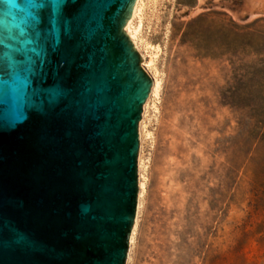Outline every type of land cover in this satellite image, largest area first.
<instances>
[{"label": "water", "instance_id": "95a60500", "mask_svg": "<svg viewBox=\"0 0 264 264\" xmlns=\"http://www.w3.org/2000/svg\"><path fill=\"white\" fill-rule=\"evenodd\" d=\"M36 2L0 0V64L18 65L0 73V264H126L154 83L126 31L137 0H69L40 37Z\"/></svg>", "mask_w": 264, "mask_h": 264}, {"label": "rangeland", "instance_id": "374dc122", "mask_svg": "<svg viewBox=\"0 0 264 264\" xmlns=\"http://www.w3.org/2000/svg\"><path fill=\"white\" fill-rule=\"evenodd\" d=\"M262 4L141 0L134 26L160 87L139 125L126 264H264Z\"/></svg>", "mask_w": 264, "mask_h": 264}, {"label": "snow or ice", "instance_id": "6c2138e0", "mask_svg": "<svg viewBox=\"0 0 264 264\" xmlns=\"http://www.w3.org/2000/svg\"><path fill=\"white\" fill-rule=\"evenodd\" d=\"M69 0H39V2L32 3V6L30 7L28 13L34 18V20L37 22L34 25V29L36 30L37 37H40L42 33L38 30L40 26V21L43 18V13L47 11L49 8H51V14H54L57 19H59L61 16L65 14V9L67 7V3ZM68 31H71L70 22L68 24ZM59 43V41H57ZM7 55V53H5ZM13 63L11 65L5 63L0 64V73L3 74H11L14 68H17L18 65L16 64L14 58H12ZM33 69L29 68L27 71L31 72ZM26 83H30L26 79ZM64 95L62 89H58L55 93V95L51 98V102L55 103L59 100V98ZM27 118L26 114H21L17 117L19 121H23ZM20 241H24V237H19Z\"/></svg>", "mask_w": 264, "mask_h": 264}, {"label": "bare ground", "instance_id": "6f19581e", "mask_svg": "<svg viewBox=\"0 0 264 264\" xmlns=\"http://www.w3.org/2000/svg\"><path fill=\"white\" fill-rule=\"evenodd\" d=\"M140 3H141V0H137L136 2V5H135V9H134V13H133V16L132 18L129 20L127 26H126V31L128 32V34L130 35L132 41L134 42L136 48L140 51V53L142 54L143 56V61H142V64L143 66L145 67V69L149 72V74L153 77V87H152V94H155L157 92V90H159V87H160V80L158 79V77L153 74V70L151 71L150 69V65H148L147 61H146V57H147V54L145 53V51H143L139 45V39L137 38V31L138 29L134 26V20L135 18L137 17V15L139 14V6H140ZM147 107V105H146ZM143 124V123H142ZM142 132V131H141ZM139 165H140V169L143 167H141V164L143 163V161H141L142 159H139ZM143 170V169H142ZM142 171L140 170L139 171V183H140V190H139V196H141L144 192V189H145V182L143 180V175H142ZM140 200V199H139ZM140 204L141 202L138 201V209H140ZM138 211V210H137ZM134 230L135 228L133 229V233L131 235V240H133V237H134Z\"/></svg>", "mask_w": 264, "mask_h": 264}, {"label": "crops", "instance_id": "0c3cea01", "mask_svg": "<svg viewBox=\"0 0 264 264\" xmlns=\"http://www.w3.org/2000/svg\"><path fill=\"white\" fill-rule=\"evenodd\" d=\"M262 8H264V4L257 6L256 10H259V9H262Z\"/></svg>", "mask_w": 264, "mask_h": 264}]
</instances>
